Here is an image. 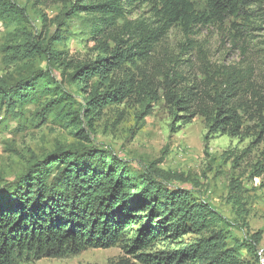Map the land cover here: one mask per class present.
Instances as JSON below:
<instances>
[{"label":"rangeland","instance_id":"obj_1","mask_svg":"<svg viewBox=\"0 0 264 264\" xmlns=\"http://www.w3.org/2000/svg\"><path fill=\"white\" fill-rule=\"evenodd\" d=\"M190 1L199 12H208L207 0ZM2 2L6 8L0 11V90L24 80L38 81L43 74L53 90L14 109L0 95V187L18 182L54 151H100L119 160L135 185L150 179L208 203L222 216L227 243L239 249L244 264H264V143L247 133H213L203 117L187 122L177 118L164 99L155 103L150 97L139 100V95L107 106L98 115H85L77 104L84 96L70 75L77 64L96 60L106 42L115 46L113 40L100 43L105 38L92 35L99 14L76 10L77 0ZM129 20L151 29L163 24L151 2L138 4L119 24ZM138 64L153 76L177 71L188 82L205 80L208 69L217 74L224 67L235 68L244 74L243 97L249 101L255 92L264 106V0H251L241 16L224 21L177 22L149 59ZM103 82L97 76L91 86ZM62 93L74 101L73 110L80 117L75 123L64 116L61 105L49 103ZM260 169L263 175L255 177ZM131 228L125 237L131 238L138 226ZM259 231L262 235L255 243ZM168 246L176 247L159 243L156 248ZM121 258L139 264L122 245L20 264H118Z\"/></svg>","mask_w":264,"mask_h":264},{"label":"trees","instance_id":"obj_2","mask_svg":"<svg viewBox=\"0 0 264 264\" xmlns=\"http://www.w3.org/2000/svg\"><path fill=\"white\" fill-rule=\"evenodd\" d=\"M146 2L162 16L160 27L151 29L139 20L119 24L126 13ZM250 2L207 0L208 12H199L190 0H77L76 10L99 14L92 25L94 38L115 43L106 42L96 60L77 64L70 75L84 96L77 103L81 111L98 115L105 107L137 95L155 103L164 99L177 118L190 122L200 116L213 133L232 137L247 133L264 143V106L256 101L255 92L249 101L243 97V72L224 67L216 74L208 69L205 80L188 82L177 71L153 76L138 64L149 59L177 22L224 21L241 16ZM4 8L0 0V11ZM97 76L105 82L91 86ZM51 90L43 74L38 81L24 80L0 90V95L14 109ZM49 103L61 105L72 123L79 120L74 101L66 94H57ZM151 112L148 106L146 114ZM123 168L114 156L100 151H54L18 182L0 187V264L64 258L117 245L139 264H244L239 249L227 243L222 216L208 203L192 198L187 190H171L150 179L135 185ZM262 171L255 177H261ZM133 225L138 226L135 234L125 237ZM188 235L196 237L186 240ZM255 235L257 243L262 234ZM159 243L176 247L156 248ZM118 264L131 263L121 258Z\"/></svg>","mask_w":264,"mask_h":264}]
</instances>
